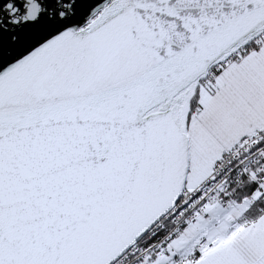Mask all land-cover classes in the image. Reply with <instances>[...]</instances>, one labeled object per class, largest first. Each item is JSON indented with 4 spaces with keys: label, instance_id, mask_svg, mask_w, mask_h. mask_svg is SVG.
<instances>
[{
    "label": "snow or ice",
    "instance_id": "snow-or-ice-1",
    "mask_svg": "<svg viewBox=\"0 0 264 264\" xmlns=\"http://www.w3.org/2000/svg\"><path fill=\"white\" fill-rule=\"evenodd\" d=\"M0 264H264V0H0Z\"/></svg>",
    "mask_w": 264,
    "mask_h": 264
}]
</instances>
